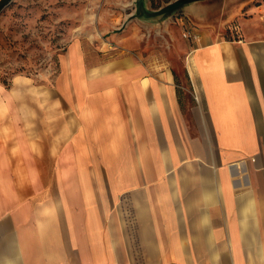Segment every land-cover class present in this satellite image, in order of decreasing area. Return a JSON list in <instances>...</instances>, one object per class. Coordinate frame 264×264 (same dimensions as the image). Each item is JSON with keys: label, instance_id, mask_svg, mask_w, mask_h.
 <instances>
[{"label": "crops", "instance_id": "1", "mask_svg": "<svg viewBox=\"0 0 264 264\" xmlns=\"http://www.w3.org/2000/svg\"><path fill=\"white\" fill-rule=\"evenodd\" d=\"M211 27L186 111L169 66L79 39L49 95L0 85V264H264V16Z\"/></svg>", "mask_w": 264, "mask_h": 264}, {"label": "rangeland", "instance_id": "2", "mask_svg": "<svg viewBox=\"0 0 264 264\" xmlns=\"http://www.w3.org/2000/svg\"><path fill=\"white\" fill-rule=\"evenodd\" d=\"M173 1L158 0V6L151 7L156 10ZM192 2L194 12L211 13L213 27L179 13L159 20L138 18L136 0H12L0 12V85L7 96H34V90L49 95L59 74L60 55L73 39H79L92 63L132 53L145 62L154 59L169 66L180 84L186 111L193 99L184 55L194 41L184 32L200 34L211 27L214 37L234 39L242 36V23L264 16V0Z\"/></svg>", "mask_w": 264, "mask_h": 264}, {"label": "water", "instance_id": "3", "mask_svg": "<svg viewBox=\"0 0 264 264\" xmlns=\"http://www.w3.org/2000/svg\"><path fill=\"white\" fill-rule=\"evenodd\" d=\"M12 0H0V12L11 2ZM176 1V0H175ZM173 1V2H175ZM172 3V2H171ZM168 5V4H167ZM167 5L158 8V9H153L148 0H136L135 3V11H134V15L138 18H142L144 20H159L162 18H165L169 15L174 14L173 13H169L170 10L167 9ZM160 16L161 18L157 17Z\"/></svg>", "mask_w": 264, "mask_h": 264}, {"label": "trees", "instance_id": "4", "mask_svg": "<svg viewBox=\"0 0 264 264\" xmlns=\"http://www.w3.org/2000/svg\"><path fill=\"white\" fill-rule=\"evenodd\" d=\"M152 7H157L158 6V0H150ZM188 0H176L175 2H172L167 5V9L170 10L169 13L175 12L183 3L187 2ZM175 80L177 81V77L175 75Z\"/></svg>", "mask_w": 264, "mask_h": 264}, {"label": "built area", "instance_id": "5", "mask_svg": "<svg viewBox=\"0 0 264 264\" xmlns=\"http://www.w3.org/2000/svg\"><path fill=\"white\" fill-rule=\"evenodd\" d=\"M184 36L186 38H190V40H192V41H195L199 38V34L194 33V32H187V33L184 32Z\"/></svg>", "mask_w": 264, "mask_h": 264}]
</instances>
